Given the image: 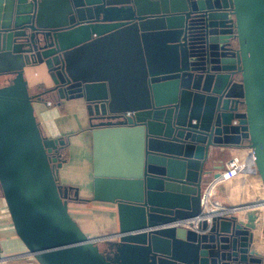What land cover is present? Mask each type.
Segmentation results:
<instances>
[{"label":"water","instance_id":"95a60500","mask_svg":"<svg viewBox=\"0 0 264 264\" xmlns=\"http://www.w3.org/2000/svg\"><path fill=\"white\" fill-rule=\"evenodd\" d=\"M41 65L58 103L84 100L91 197L60 181ZM0 81V192L38 264H262L236 214L184 222L218 147L248 148L264 188V0H0ZM71 201L114 204L118 230L89 236Z\"/></svg>","mask_w":264,"mask_h":264},{"label":"crops","instance_id":"0c3cea01","mask_svg":"<svg viewBox=\"0 0 264 264\" xmlns=\"http://www.w3.org/2000/svg\"><path fill=\"white\" fill-rule=\"evenodd\" d=\"M29 90L33 94L43 93L42 101L34 103V110L41 129L47 137L69 136V143L66 147L71 149V157L65 159L60 169V181L66 185L79 187V195L91 197L92 195V141L90 131H86L87 113L85 103L81 98L61 99L56 102L52 95L47 94L46 89L52 87L53 83L44 66L28 67L25 71ZM2 81H0V85ZM48 99L52 104H44ZM53 99V100H52ZM49 101V100H48ZM75 139V143L73 142ZM82 148L84 158L76 164L73 147ZM237 158L242 169L235 176L228 179L219 178L214 183V197L226 205L248 204L264 198V188L259 175L256 172L250 150L245 147H218L211 152L208 168L212 170L206 176V181L215 179L213 173H219L226 168L227 162ZM78 166V167H77ZM82 169L83 176L76 178V169ZM204 186V185H203ZM101 206L100 211H115L116 226L104 232H92L89 228L82 230L89 236H102L115 233L118 230L116 206L103 201H91L87 203ZM96 202V203H94ZM223 211H228L222 208ZM70 211V210H69ZM231 213V211H229ZM258 210H245L237 215L238 221L252 230L253 241L251 251L259 257H264V238L262 227L258 220ZM109 216H104L108 219ZM34 259L29 255L24 243L17 236L6 203L0 192V264H35Z\"/></svg>","mask_w":264,"mask_h":264},{"label":"built area","instance_id":"2783aa9c","mask_svg":"<svg viewBox=\"0 0 264 264\" xmlns=\"http://www.w3.org/2000/svg\"><path fill=\"white\" fill-rule=\"evenodd\" d=\"M47 105H51L52 102L46 101ZM242 169V164L237 158L230 159L227 164L226 168L222 171H219V174L217 177H215L214 180L209 182L206 186H203L202 192H201V207L202 211L201 214L197 217L187 220L184 222V225L196 227L197 223L201 220H210L212 217L215 216H225L230 214H238L241 211H247V210H258V220L260 221L261 227H262V235L264 238V198L259 199L257 201H254L252 203L248 204H240V205H226L220 200L216 199L214 197V183L219 178L228 179L232 176H235L237 173H239ZM218 208V210H221L222 208H225L228 210L227 213L223 214L221 211L215 210ZM231 211V213L229 212ZM214 212V214L212 213ZM29 255L34 259V257L29 253ZM264 261V257L262 258ZM36 262V260L34 259ZM35 264H38L37 262Z\"/></svg>","mask_w":264,"mask_h":264},{"label":"rangeland","instance_id":"374dc122","mask_svg":"<svg viewBox=\"0 0 264 264\" xmlns=\"http://www.w3.org/2000/svg\"><path fill=\"white\" fill-rule=\"evenodd\" d=\"M147 53H148V59L151 61L153 58V55L151 54V49L154 53V49L152 47V44L145 40ZM52 81V80H51ZM50 102L51 100L48 99ZM47 100V101H48ZM53 100V99H52ZM46 104V102H44ZM73 142L75 143V139H73ZM73 151H75L73 154L76 157L75 161L76 164L79 163V161L84 158V153L82 148H80V145L78 147H73ZM62 156L67 161L71 157V149L69 147H65L62 150ZM78 167V166H77ZM76 178H80L83 176L82 169H76L75 170ZM207 180V179H206ZM209 184V181H206L204 183V186ZM85 197V196H83ZM97 205L92 203H79V202H71L70 203V213L73 216V218L77 221V223L83 226V228H89L92 232H100L98 234H103L104 232L108 231L109 229L116 226V215L115 211L107 212L106 210L100 211L101 206L99 208H96ZM108 219H104V216H109Z\"/></svg>","mask_w":264,"mask_h":264},{"label":"flooded vegetation","instance_id":"af4514ba","mask_svg":"<svg viewBox=\"0 0 264 264\" xmlns=\"http://www.w3.org/2000/svg\"><path fill=\"white\" fill-rule=\"evenodd\" d=\"M234 19V16L229 14L228 16V24H230L231 26V21H233ZM233 44H234V47H235V39H233ZM53 83V82H52ZM47 94H50L52 95L53 99L56 100L58 102V99H59V96H58V93L56 91H51V92H46ZM41 97V96H40ZM84 101V100H83ZM86 108V107H85ZM239 110L242 111L243 110V105H239ZM86 113H87V110H86ZM129 115V114H128ZM86 131L89 130V121H88V114H87V126L85 128ZM90 131V130H89ZM91 134V133H90ZM244 141V140H243ZM83 203H87V202H83ZM262 264H264V261L262 259Z\"/></svg>","mask_w":264,"mask_h":264},{"label":"bare ground","instance_id":"6f19581e","mask_svg":"<svg viewBox=\"0 0 264 264\" xmlns=\"http://www.w3.org/2000/svg\"><path fill=\"white\" fill-rule=\"evenodd\" d=\"M215 210L217 211H221L223 214L227 213L228 211H223V210H218V208H216ZM214 214V212H212Z\"/></svg>","mask_w":264,"mask_h":264},{"label":"trees","instance_id":"16d2710c","mask_svg":"<svg viewBox=\"0 0 264 264\" xmlns=\"http://www.w3.org/2000/svg\"><path fill=\"white\" fill-rule=\"evenodd\" d=\"M56 101V100H55ZM57 102V101H56ZM65 159V158H64ZM71 202H78V201H71ZM71 202H69V207H70V203ZM79 203H83V202H79ZM94 203H96V202H94Z\"/></svg>","mask_w":264,"mask_h":264}]
</instances>
